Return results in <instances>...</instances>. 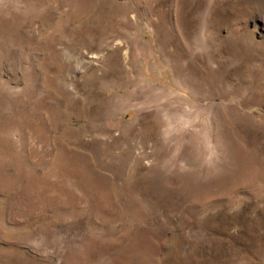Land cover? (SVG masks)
<instances>
[{
  "label": "rangeland",
  "instance_id": "rangeland-1",
  "mask_svg": "<svg viewBox=\"0 0 264 264\" xmlns=\"http://www.w3.org/2000/svg\"><path fill=\"white\" fill-rule=\"evenodd\" d=\"M116 1L0 0V264H264V0Z\"/></svg>",
  "mask_w": 264,
  "mask_h": 264
},
{
  "label": "bare ground",
  "instance_id": "bare-ground-1",
  "mask_svg": "<svg viewBox=\"0 0 264 264\" xmlns=\"http://www.w3.org/2000/svg\"><path fill=\"white\" fill-rule=\"evenodd\" d=\"M25 1H27L28 5L26 9L23 11L21 16L22 23L24 25H28L30 18L33 17V13L31 12L32 8L39 9L38 13L42 15L46 14L47 18L53 23H61V24H65L69 19L79 20L80 23L84 19H90L94 16L97 17L103 16L109 19H113L118 15H125L126 13H128L129 10L127 5L122 6L123 4L117 3L118 1L116 0H25ZM57 30L59 31V27H57ZM96 48L98 47L96 46ZM121 67L123 68V66ZM123 74L125 73L123 72Z\"/></svg>",
  "mask_w": 264,
  "mask_h": 264
}]
</instances>
